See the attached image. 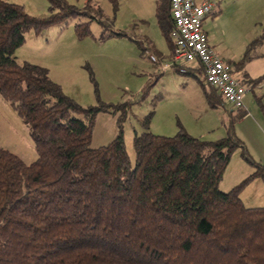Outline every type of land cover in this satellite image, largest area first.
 <instances>
[{"label": "trees", "instance_id": "16d2710c", "mask_svg": "<svg viewBox=\"0 0 264 264\" xmlns=\"http://www.w3.org/2000/svg\"><path fill=\"white\" fill-rule=\"evenodd\" d=\"M48 1L49 15L35 17L0 0V96L28 127L36 151L27 164L0 147V264H264V207H246L240 198L248 181H264V166L250 158L233 121L216 141L181 127L171 137L134 134L132 166L122 113L116 136L90 147L96 115L113 107L80 106L45 67L14 57L27 31L39 34L76 12L65 0ZM155 16L172 49L169 0H160ZM75 30L79 37L89 33L86 22ZM194 69L203 74L199 64ZM260 79L264 74L241 81L252 89ZM209 87L211 107L224 102ZM231 110L237 119L247 113ZM237 148L253 170L222 191L219 182Z\"/></svg>", "mask_w": 264, "mask_h": 264}, {"label": "rangeland", "instance_id": "374dc122", "mask_svg": "<svg viewBox=\"0 0 264 264\" xmlns=\"http://www.w3.org/2000/svg\"><path fill=\"white\" fill-rule=\"evenodd\" d=\"M4 1L20 4L35 17L50 13L48 0ZM65 1L76 12L63 16L39 34L27 31L14 57L20 64L29 62L45 67L49 77L80 106L113 107L96 115L90 147L105 145L116 136L117 120L122 113L123 141L132 166L134 134L148 130L171 137L181 127L191 136L216 141L226 135L233 121V131L250 158L264 166V160L257 158H264V88L260 91L253 86L247 91L251 104L244 105L249 119H237V112L231 110L229 103L217 101L211 107L205 95L211 88L203 82L201 72L162 70L160 64L170 61L171 49L155 16L160 0H115V4L112 0H91L89 5L87 0ZM93 5L99 6L100 12ZM218 7L221 10L207 15L202 24L210 45L231 64L247 54V64L256 46L264 42V0H219L215 9ZM85 22L89 33L79 37L75 27ZM256 39L261 42L250 47ZM151 44L164 59L148 51ZM148 52L158 58L157 63L149 59ZM0 147L27 164L36 158L28 127L1 96ZM252 170L242 148H237L231 153L218 187L228 191ZM240 198L246 207H264L262 178L248 181Z\"/></svg>", "mask_w": 264, "mask_h": 264}, {"label": "built area", "instance_id": "2783aa9c", "mask_svg": "<svg viewBox=\"0 0 264 264\" xmlns=\"http://www.w3.org/2000/svg\"><path fill=\"white\" fill-rule=\"evenodd\" d=\"M169 3L174 25L170 33L171 58L160 64L161 69L181 72L197 63L202 67L205 82L231 109L244 108L243 98L252 84L242 82L234 68L216 54L202 27L204 18L213 14L217 0H169ZM148 56L152 62H158L154 54Z\"/></svg>", "mask_w": 264, "mask_h": 264}, {"label": "crops", "instance_id": "0c3cea01", "mask_svg": "<svg viewBox=\"0 0 264 264\" xmlns=\"http://www.w3.org/2000/svg\"><path fill=\"white\" fill-rule=\"evenodd\" d=\"M195 1L196 2H199L200 0H195ZM217 2H219V0H217ZM219 10H221V9H219V7H218V9H215L213 11V13H215L216 11H219ZM219 17H220V15L218 17L216 16V19H219ZM203 22H204V20H203ZM208 43H209V40H208ZM152 47L154 48V46L151 44V49H149V51L154 52L155 54H157V56L160 58V60L164 59L163 55L157 53L156 49L153 50ZM216 54L218 56H220L224 61H226V58L224 56L220 55L218 52H216ZM249 58H250V60H249V62L247 64L246 63L245 64L243 63L242 65H239V67L235 63V65L238 68L235 65H233V68H234L235 72L237 73V76L240 78V80H242L244 76H245V79H247V80H255V79L261 77L262 74H264V42H262V44L260 46H256V49L254 50V53H252V56L249 57ZM189 67H191L192 69H194V68L197 67V63H192V64L189 65ZM254 86H256L258 89H260V91H262L263 88H264V81L263 82L259 81ZM244 104H251V102L249 101V98H247V93L244 95V98H243V107L245 109V105ZM243 118H244V120H247V119H249V115L246 113L243 116ZM257 158H259L261 160H264V158L262 156L259 157L257 155ZM251 159H252V157H251ZM245 172H246V170H245ZM247 173H245V175ZM222 190H224V188H222Z\"/></svg>", "mask_w": 264, "mask_h": 264}]
</instances>
